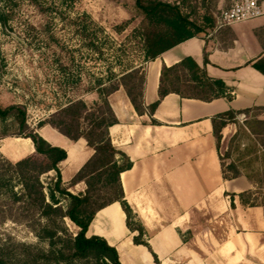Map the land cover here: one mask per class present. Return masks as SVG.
<instances>
[{
	"label": "crops",
	"instance_id": "0c3cea01",
	"mask_svg": "<svg viewBox=\"0 0 264 264\" xmlns=\"http://www.w3.org/2000/svg\"><path fill=\"white\" fill-rule=\"evenodd\" d=\"M232 1L216 0L217 13ZM183 58L193 60L210 80L221 82L223 96L202 101L169 93L151 117L137 115L122 88L108 96L117 120L108 128L110 141L132 164L119 175L123 200L132 211L131 222L143 228L141 239L150 251L133 243L138 233L127 228L117 202L95 214L86 236L104 239L117 252L120 264H264L263 209L241 202L239 195L254 192L256 185L238 166L264 155V14L219 29L214 26L207 35L187 39L146 62L144 106L158 100L162 66L172 67ZM228 111L236 113L235 119L221 129L219 143L228 140L225 174L230 176L233 165L238 172L231 179L223 178L211 123ZM37 133L65 150L66 159L58 168L66 186L92 150L83 139L72 142L49 126ZM241 133L249 138L243 135L239 143L231 142ZM19 139L25 148L17 158L16 146L8 149L15 156H6L9 161L34 153L29 139ZM249 146L253 152L246 154ZM80 186L77 194L82 193L83 183L69 191Z\"/></svg>",
	"mask_w": 264,
	"mask_h": 264
},
{
	"label": "trees",
	"instance_id": "16d2710c",
	"mask_svg": "<svg viewBox=\"0 0 264 264\" xmlns=\"http://www.w3.org/2000/svg\"><path fill=\"white\" fill-rule=\"evenodd\" d=\"M9 1L0 0L2 3ZM211 2L215 4L216 0ZM184 5V0L179 4L160 0H135L134 6L142 15V52L146 61L156 59L161 53L187 39L205 36L213 30V16L204 18L201 24H197L184 13ZM2 7L0 27L7 33L10 32L8 23L12 15ZM143 85L144 73L137 68L130 69L119 77H111L107 85L99 82L94 88L85 89L82 94L91 93L96 96L91 105L81 98H75L64 105H56L47 119L38 122L37 129L49 126L72 142L83 139L86 147L93 152L66 186L61 181L58 168L66 159L65 150L51 146L36 129L29 128L22 105L13 104L4 108L0 106V122L6 123L10 120L16 126L14 136L29 139L34 148L32 155L17 162H0V195H7L6 201H0V224L6 220L25 223L38 240L47 244L46 248H42L24 243H3L0 245V264H120L117 252L104 239L86 236L95 214L114 202L119 203L127 228L138 233L133 238V243L143 245L150 251L148 244L141 239L143 228L131 222L132 211L123 200L119 175L129 170L132 164L110 141L108 128L116 124L117 120L109 105L108 96L122 88L137 115L147 114L151 117L159 101L169 93L182 98L210 101L223 96L225 86L219 81L210 80L190 58H183L169 68L162 66L158 100L148 106H144L142 101ZM235 115L236 113L228 111L211 120L217 147L221 139V129L228 122H233ZM151 123L154 124L155 121L151 119ZM243 135L249 138L241 133L235 135L231 142L239 143ZM5 137L8 136L4 134L2 138ZM233 149L236 152L238 146ZM250 152H253L251 146L246 148L245 153ZM229 155L230 152H227L224 158L227 159ZM254 163L258 164L255 171L251 168ZM238 166L244 170L250 168L246 178L256 185L254 192L247 191L239 195L241 202L249 206H261L264 214L261 188L264 185V155L260 159L255 157L240 162ZM221 167L223 178L237 177L236 166L233 165L230 176L225 174L223 163ZM50 172L54 173L51 179L53 184L45 193L40 178ZM9 173L11 175L7 176ZM13 177L20 187L18 193L11 186ZM78 183L84 184V191L71 193L69 189ZM253 195L255 197L251 198ZM59 198L66 201L65 206L60 204ZM65 220L76 229L74 233L69 231ZM152 256L156 262V257L153 254Z\"/></svg>",
	"mask_w": 264,
	"mask_h": 264
},
{
	"label": "rangeland",
	"instance_id": "374dc122",
	"mask_svg": "<svg viewBox=\"0 0 264 264\" xmlns=\"http://www.w3.org/2000/svg\"><path fill=\"white\" fill-rule=\"evenodd\" d=\"M134 4L135 0L0 2V7L12 15L10 32L4 33L0 27V106L22 105L27 125L39 132L38 122L47 119L56 105L75 98L91 105L95 96L82 94L85 89L94 88L99 82L107 85L111 77H119L130 69L144 73L148 61L142 52V15ZM184 4V13L197 24L217 13V5L211 0H184ZM4 134L8 137L2 138ZM14 134L16 126L10 120L0 122V162L8 160L6 156L15 157L8 152L14 145L18 150L15 158L24 150L25 144ZM42 134L47 135L45 131ZM227 141L218 145L225 172L229 168V160L224 158L229 152ZM257 167L256 163L251 166L253 171ZM53 177V172L41 176L45 193L52 187ZM11 186L14 192L20 191L14 177ZM79 188L72 192L77 194ZM261 188L264 196V185ZM6 199L7 195H0V201ZM59 200L65 206L66 201ZM65 224L70 232L76 231L68 220ZM3 243L47 247L25 223L9 220L0 224V245Z\"/></svg>",
	"mask_w": 264,
	"mask_h": 264
},
{
	"label": "built area",
	"instance_id": "2783aa9c",
	"mask_svg": "<svg viewBox=\"0 0 264 264\" xmlns=\"http://www.w3.org/2000/svg\"><path fill=\"white\" fill-rule=\"evenodd\" d=\"M264 14V0H233L214 17L215 28L259 18Z\"/></svg>",
	"mask_w": 264,
	"mask_h": 264
}]
</instances>
